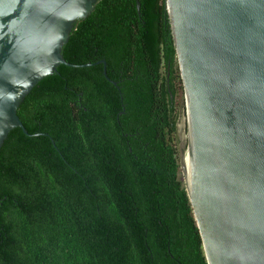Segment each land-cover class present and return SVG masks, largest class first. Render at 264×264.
I'll return each instance as SVG.
<instances>
[{
  "label": "trees",
  "instance_id": "trees-1",
  "mask_svg": "<svg viewBox=\"0 0 264 264\" xmlns=\"http://www.w3.org/2000/svg\"><path fill=\"white\" fill-rule=\"evenodd\" d=\"M97 0L0 145V264H201L180 198L161 0ZM161 66L163 69L161 70ZM114 81V83L112 82ZM44 133V134H41Z\"/></svg>",
  "mask_w": 264,
  "mask_h": 264
},
{
  "label": "water",
  "instance_id": "water-1",
  "mask_svg": "<svg viewBox=\"0 0 264 264\" xmlns=\"http://www.w3.org/2000/svg\"><path fill=\"white\" fill-rule=\"evenodd\" d=\"M166 108L201 264H264V0H161ZM97 0H0V145ZM138 8V1L135 0ZM114 83V81H112ZM41 134H44L41 132Z\"/></svg>",
  "mask_w": 264,
  "mask_h": 264
},
{
  "label": "rangeland",
  "instance_id": "rangeland-1",
  "mask_svg": "<svg viewBox=\"0 0 264 264\" xmlns=\"http://www.w3.org/2000/svg\"><path fill=\"white\" fill-rule=\"evenodd\" d=\"M163 69V67L161 66V70Z\"/></svg>",
  "mask_w": 264,
  "mask_h": 264
}]
</instances>
